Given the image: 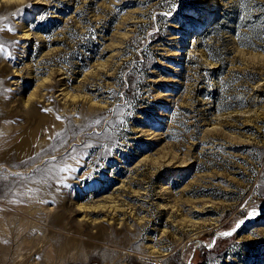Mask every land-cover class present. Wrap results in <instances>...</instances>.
Wrapping results in <instances>:
<instances>
[{
	"label": "rangeland",
	"instance_id": "obj_1",
	"mask_svg": "<svg viewBox=\"0 0 264 264\" xmlns=\"http://www.w3.org/2000/svg\"><path fill=\"white\" fill-rule=\"evenodd\" d=\"M0 264H264V0H0Z\"/></svg>",
	"mask_w": 264,
	"mask_h": 264
},
{
	"label": "bare ground",
	"instance_id": "obj_2",
	"mask_svg": "<svg viewBox=\"0 0 264 264\" xmlns=\"http://www.w3.org/2000/svg\"><path fill=\"white\" fill-rule=\"evenodd\" d=\"M180 59H181V50L178 52V57L175 59V62H178Z\"/></svg>",
	"mask_w": 264,
	"mask_h": 264
},
{
	"label": "trees",
	"instance_id": "obj_3",
	"mask_svg": "<svg viewBox=\"0 0 264 264\" xmlns=\"http://www.w3.org/2000/svg\"><path fill=\"white\" fill-rule=\"evenodd\" d=\"M256 38H251L252 41H255Z\"/></svg>",
	"mask_w": 264,
	"mask_h": 264
}]
</instances>
